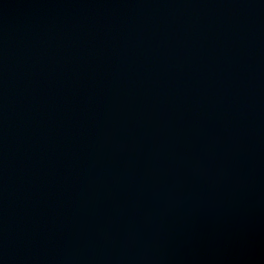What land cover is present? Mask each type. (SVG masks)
<instances>
[{"label":"water","instance_id":"95a60500","mask_svg":"<svg viewBox=\"0 0 264 264\" xmlns=\"http://www.w3.org/2000/svg\"><path fill=\"white\" fill-rule=\"evenodd\" d=\"M0 264H264V0H0Z\"/></svg>","mask_w":264,"mask_h":264}]
</instances>
